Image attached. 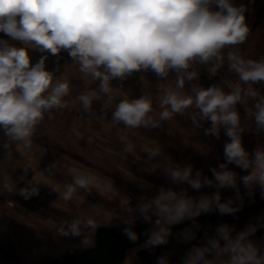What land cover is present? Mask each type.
<instances>
[{
	"label": "clouds",
	"instance_id": "clouds-1",
	"mask_svg": "<svg viewBox=\"0 0 264 264\" xmlns=\"http://www.w3.org/2000/svg\"><path fill=\"white\" fill-rule=\"evenodd\" d=\"M247 11V5H236L234 0H0V33L8 38H0V128L9 141L22 142L27 148L45 113L51 119L53 109L65 107L62 101L69 94V83L55 77L58 68L55 72L47 69L49 55L67 51L83 75L99 81L98 92L107 95L106 103L113 99V80L124 81L135 72L151 70L168 81L170 72H175L174 86L168 84L158 97V115H153L150 95L125 96L116 104L111 121L124 126L126 131L118 133L119 139L124 144L123 153L132 154L134 144L127 130L156 128L161 121L194 107L190 119L196 127L210 121L205 135L219 138L223 128L229 138L224 144L225 162L210 169L212 179L201 170L194 171L191 164L175 162L165 174L173 185L217 190L196 198L183 187L176 191L162 186L155 196L139 198L134 213L120 222L121 234L136 243L137 220L149 223L152 226L144 233L147 239L143 247L150 248L167 244L171 226L185 220L194 221L214 210L234 215L240 206H234L232 198L222 202L220 192L224 188L237 189L238 174L229 165L248 172L239 180L250 194L258 186L264 196V147L257 146L251 153L245 149L242 134L246 130L237 109V105L252 101L247 117L254 120L257 133L264 132V94L256 87L264 82V56L245 58L239 47L250 31ZM29 50L41 53L40 58L33 62ZM225 62L243 86L225 91L226 82L207 88L192 83L191 91H185L186 82L198 80L195 65L206 67L215 77ZM96 97V90L78 96L85 112L93 111ZM73 132L82 137L78 130ZM4 147L7 149L9 143ZM160 155L161 150L154 148L147 159ZM97 182V176L79 172L63 191L52 190L68 202L78 189L88 190ZM28 183L30 186L18 189L26 199L39 194V188ZM0 191L11 193L13 189L4 184ZM122 200L129 203L127 198ZM94 227V218H77L63 221L56 231L79 237ZM258 227L264 224H249L236 232L234 225L222 223L205 243L186 252L182 264H264L261 246L251 239ZM181 236L185 241L195 239L190 228L184 229ZM156 264H170L168 255L158 257Z\"/></svg>",
	"mask_w": 264,
	"mask_h": 264
},
{
	"label": "rangeland",
	"instance_id": "rangeland-1",
	"mask_svg": "<svg viewBox=\"0 0 264 264\" xmlns=\"http://www.w3.org/2000/svg\"><path fill=\"white\" fill-rule=\"evenodd\" d=\"M256 41L260 42L258 39ZM261 41L264 44V39H261ZM259 47L261 48L262 45L256 46V51L259 50ZM242 54L245 58L254 55L247 53L246 50ZM56 68H58L57 72H55ZM47 69L54 71L56 78L68 82L70 91L62 101L65 107L53 109L51 119L45 113L44 119L33 131L32 139L40 145L43 154L39 171L41 176L45 177L41 180L47 181V184L52 181L48 185L49 187L41 182V191L46 196L59 197L58 193L52 189H55L56 186L59 190L61 185L64 190V186L72 183L73 177L79 172H88L98 177L96 185L90 186L88 190L78 189L71 201H63L64 207L62 210H64L67 217L72 216L75 218L68 210H79L80 219H85L83 216L88 215L86 210H95L96 227L101 224H118L125 217L134 213V208L141 196L151 198L157 194L162 186L165 188L172 187L176 191L183 187L187 189L189 196L196 198H199L202 193L208 194V187L196 190L188 185H173L165 174L170 167L167 165V162H169L167 158L171 155L169 147H173V143L169 141V135L164 133L170 126L168 120L161 121L156 128L140 127L127 130L129 139L134 144L132 154L123 153L124 144L119 139L118 133L122 135L126 131L124 126L111 121V114L121 99L125 96L139 98L143 94L160 96L163 88L168 84L174 86L175 72H170L167 78L168 81H165L161 80L151 70L140 71L138 82L136 85L131 86L113 80L111 82L113 85L111 93L113 99L111 103H106L107 95L98 92L99 81L83 75L79 71L78 64L71 58L61 57L60 55L53 56ZM194 70L199 72L198 80L194 82L205 87L201 80L203 66L195 65ZM238 80L239 78L235 73L227 77L225 79V91H231L236 87ZM192 83L186 82L185 89H189L188 84L191 85ZM93 90L97 91V97L92 104L93 111L90 113L85 112L80 105L78 96L81 93ZM154 104L155 102H153ZM251 106L252 104L250 105L248 102L237 105L241 121L244 120L242 125L247 124L245 132H249V134L244 132L242 138L248 139V142L252 141L251 139L260 142L259 139H264V132L257 133L254 120L247 117ZM155 109L153 108L154 116L158 115ZM73 129L82 133V137L78 138ZM223 137H225V141L229 139L225 134ZM154 148H159L162 155L148 160L147 153ZM252 148L253 146L249 142L245 149L251 153L254 151ZM222 155L217 153L216 157H224ZM216 157L210 156L208 163L214 161ZM224 162L225 158L218 159L216 163L214 162L215 164L213 163L214 165L212 164L213 166L206 169V173L205 167L197 170H201L203 175L212 179L214 177L210 169L212 167L218 168L219 164ZM229 168L235 171L237 166L231 164ZM33 183L35 184V182ZM124 198H127L129 203L122 200ZM38 218L42 219L43 217L40 214H35L32 219L24 222L26 226L31 225L32 228L29 243L35 244V238H41L39 233L46 232L48 235L47 240L42 243L44 246L39 247L38 251L44 254V251L47 250L48 253H46V256L42 255L40 261L35 262L36 258H31L32 262L31 260L28 263L23 261L20 264H41L50 257L66 252H75L78 248H83L94 242V233L90 230L82 232L79 237H75L78 240H75L74 237L68 239L66 237L64 245L61 246L58 244L61 236L59 235V238H56L58 232L53 228L56 224L49 223L45 225L43 221V223L38 222L39 220L36 221ZM154 220L155 217H153ZM42 229H45V231ZM41 241L43 242L42 239ZM26 248L28 247L26 246Z\"/></svg>",
	"mask_w": 264,
	"mask_h": 264
},
{
	"label": "crops",
	"instance_id": "crops-1",
	"mask_svg": "<svg viewBox=\"0 0 264 264\" xmlns=\"http://www.w3.org/2000/svg\"><path fill=\"white\" fill-rule=\"evenodd\" d=\"M236 5L245 4L248 6V11L245 13L246 23L249 25L250 31L247 40L244 44L239 45L242 53L246 50L249 54L257 55L255 59H259L264 56V44L261 39H264V0H234ZM0 38L8 39L3 33H0ZM260 40L257 42L256 40ZM254 40V41H253ZM259 50L256 51L255 47L260 46ZM246 48V49H245ZM255 49V50H253ZM136 82L132 84H126V86L136 85ZM193 83H196L192 81ZM197 84V83H196ZM186 85V84H185ZM190 88L185 91H191ZM243 86L238 80L237 86ZM264 94V82L256 85ZM148 92V91H147ZM153 108L160 112L158 106V97L156 94L152 96ZM249 101L248 104H252ZM196 111L194 107L185 111L183 115L175 114L169 121V128L164 132L169 135V141L173 143V147L170 146V160L167 162L169 168L173 167L175 163L182 165L191 164L194 171L198 168L213 166L218 159L224 157H216L217 153L223 154L224 156V144L225 140L223 137L224 130L221 129L220 136L217 138L214 135H205V129L210 127V121L201 122L200 127H196L190 119V114ZM247 120V119H246ZM245 120V121H246ZM244 124V120L241 121ZM250 125V124H248ZM254 125V124H252ZM247 124L244 125L246 127ZM249 134V132H245ZM158 134V133H157ZM244 134V133H243ZM242 137H244L242 135ZM263 138V137H261ZM30 147H25L22 142L9 141V138L4 134L2 128H0V185L7 184L13 192L0 191V238L10 239L14 242L17 247L19 256L16 264L21 262H30L31 258H36L35 262L40 261V257L46 256L47 250L44 254L38 251L39 247L44 246L45 240L48 235L46 232L39 233L41 238H35L33 243H29V237L32 231L31 225L26 226L24 223L26 220L32 219L35 214H40L43 218L37 219L36 221L49 224L55 223L54 229H57L63 221L71 222L73 219H80L79 210H68L71 211L72 215L75 216L67 217L65 215L63 207V200L59 197L52 198L50 195L46 196L41 191V182L45 183L47 187V181L41 179L45 176H41L39 171V165L43 159L41 147L37 142L32 139ZM248 139L242 138L244 147L251 142L253 148L257 146L264 147V139L259 141L253 140L247 141ZM5 143H9V147H4ZM216 157L214 161L208 163L209 157ZM215 162V163H214ZM214 163V164H213ZM213 164V165H212ZM235 172L238 174L237 189L239 190V197L237 198V189L224 188L220 189L221 201L225 202L228 199H235V204L240 206V210L232 214L222 215L218 211L214 210L207 214H201L196 217L194 221L185 220L179 224L171 226V235L169 236L168 243L165 245L145 248L144 243H140L134 247L129 248L126 251V256L122 264H156L157 258L161 255L167 254L170 264H182L183 257L186 252L194 245H202L206 242L207 236L215 234L216 227L222 223H228L234 225L236 232L243 230L249 224H264V196L261 195V189L257 186L254 188L253 193L244 187L243 183L239 180V177L247 175L248 172L237 167ZM23 177V179H21ZM29 181L32 182L33 186L39 188V194L30 198H25L18 192L19 188L28 187ZM170 181V179H169ZM35 182V184L33 183ZM171 182V181H170ZM55 189H58L55 186ZM16 190V191H15ZM211 194L217 189L214 187H208L207 189ZM59 191H63L61 185ZM59 195V194H58ZM44 201V202H42ZM87 216L83 218L92 217L95 218V210H86ZM91 215V216H90ZM95 220V219H94ZM43 221V222H42ZM22 222V223H21ZM190 228L195 233V239L185 241L182 239L181 233L184 229ZM96 224L94 228L84 230L88 232L90 230L95 232ZM41 230V229H40ZM45 231V229H42ZM59 238V233H57ZM235 235V232L233 233ZM44 236V237H43ZM61 240L58 244L64 245V241L73 236L60 235ZM43 240V242L41 241ZM76 240L77 238L74 237ZM251 239L261 246V251L264 252V227H258L256 233ZM78 240V239H77ZM39 243V244H38ZM26 246L28 248H26ZM30 247H32L30 249ZM43 255V256H42ZM39 258V259H38ZM32 262V260H31Z\"/></svg>",
	"mask_w": 264,
	"mask_h": 264
},
{
	"label": "water",
	"instance_id": "water-1",
	"mask_svg": "<svg viewBox=\"0 0 264 264\" xmlns=\"http://www.w3.org/2000/svg\"><path fill=\"white\" fill-rule=\"evenodd\" d=\"M120 223L98 225L94 232V242L79 251L66 252L43 261L41 264H122L126 251L140 243H144L150 230L149 223L137 220L135 231L139 235L136 243H131L121 234Z\"/></svg>",
	"mask_w": 264,
	"mask_h": 264
},
{
	"label": "built area",
	"instance_id": "built-area-1",
	"mask_svg": "<svg viewBox=\"0 0 264 264\" xmlns=\"http://www.w3.org/2000/svg\"><path fill=\"white\" fill-rule=\"evenodd\" d=\"M228 49H225L226 53ZM234 72H229L227 68V62L224 66L218 71L215 77L211 76L210 73L206 70V67L203 66V71L201 73L202 84L207 88L214 84L225 82L227 77L233 75ZM18 250L13 241L6 238H0V264H16L18 261Z\"/></svg>",
	"mask_w": 264,
	"mask_h": 264
},
{
	"label": "trees",
	"instance_id": "trees-1",
	"mask_svg": "<svg viewBox=\"0 0 264 264\" xmlns=\"http://www.w3.org/2000/svg\"><path fill=\"white\" fill-rule=\"evenodd\" d=\"M29 55L32 58L33 62H35L36 60H38L40 58L41 53L29 50ZM58 55H60L61 57L70 58L67 51H62ZM256 57H257V55H253V56H251L249 58L255 59ZM52 59H53V56L49 55V58H48V60L46 62V67L47 68H48L50 62L52 61ZM139 75H140V72H135V73H133L131 76H129L124 81H120L119 79H117L115 81H119L121 84H132V83L136 82V80L139 78ZM80 249L81 248H78L76 251H79Z\"/></svg>",
	"mask_w": 264,
	"mask_h": 264
}]
</instances>
